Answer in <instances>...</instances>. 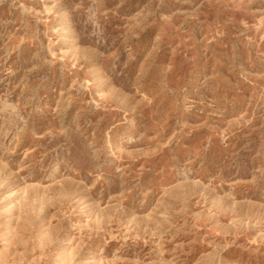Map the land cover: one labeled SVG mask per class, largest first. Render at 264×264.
<instances>
[{
  "label": "rangeland",
  "instance_id": "rangeland-1",
  "mask_svg": "<svg viewBox=\"0 0 264 264\" xmlns=\"http://www.w3.org/2000/svg\"><path fill=\"white\" fill-rule=\"evenodd\" d=\"M0 264H264V0H0Z\"/></svg>",
  "mask_w": 264,
  "mask_h": 264
}]
</instances>
